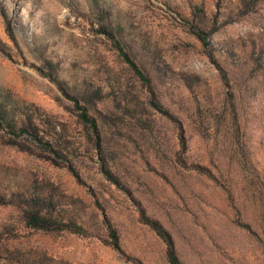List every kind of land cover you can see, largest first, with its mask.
Returning a JSON list of instances; mask_svg holds the SVG:
<instances>
[{
    "label": "rangeland",
    "instance_id": "374dc122",
    "mask_svg": "<svg viewBox=\"0 0 264 264\" xmlns=\"http://www.w3.org/2000/svg\"><path fill=\"white\" fill-rule=\"evenodd\" d=\"M152 222L264 264V0H0V264H169Z\"/></svg>",
    "mask_w": 264,
    "mask_h": 264
},
{
    "label": "trees",
    "instance_id": "16d2710c",
    "mask_svg": "<svg viewBox=\"0 0 264 264\" xmlns=\"http://www.w3.org/2000/svg\"><path fill=\"white\" fill-rule=\"evenodd\" d=\"M129 62L131 63V65H133L134 69H136V71L138 72V74L143 78V80L148 81V78L145 77V75L143 74V72L137 67V65L129 58L127 57ZM86 115V114H84ZM32 221L33 224L36 227H40V228H49L50 226H52L51 221L48 220V218H46V216L42 215V213L40 211H37L36 213H34L32 216ZM153 225V227L158 231L159 235L164 239L166 245H167V260L169 262V264H184L178 254V251L176 249V245H175V241L173 239V237L171 236V234L164 229L163 227H161L159 224L157 223H151ZM81 227H78L77 230H79ZM78 232V231H75Z\"/></svg>",
    "mask_w": 264,
    "mask_h": 264
}]
</instances>
